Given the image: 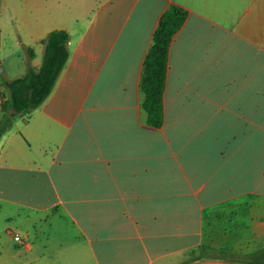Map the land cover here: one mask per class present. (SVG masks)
I'll return each mask as SVG.
<instances>
[{"label":"crops","instance_id":"1","mask_svg":"<svg viewBox=\"0 0 264 264\" xmlns=\"http://www.w3.org/2000/svg\"><path fill=\"white\" fill-rule=\"evenodd\" d=\"M170 5L188 17L153 128L140 80ZM56 30L65 68L0 139V220L26 241L0 225L2 264L264 260V0H0L1 75Z\"/></svg>","mask_w":264,"mask_h":264},{"label":"trees","instance_id":"2","mask_svg":"<svg viewBox=\"0 0 264 264\" xmlns=\"http://www.w3.org/2000/svg\"><path fill=\"white\" fill-rule=\"evenodd\" d=\"M187 17V10L170 5L159 19L145 57L140 80L141 106L146 124L153 128H161L164 124L163 96L169 49ZM69 40L67 31H52L43 41L44 54L39 69L32 65L34 53L28 48L26 71L21 77L8 80L0 75V82L6 89V93H0V110L3 112L0 118V139L9 126L7 120L11 115L28 117L50 96L69 59Z\"/></svg>","mask_w":264,"mask_h":264},{"label":"rangeland","instance_id":"3","mask_svg":"<svg viewBox=\"0 0 264 264\" xmlns=\"http://www.w3.org/2000/svg\"><path fill=\"white\" fill-rule=\"evenodd\" d=\"M7 15L8 14H3L2 15V23H4V25L5 24H7V25H9V23H10V21H9V19H7L6 17H7ZM13 28V26H11V25H9V27H8V30H10V29H12ZM15 48H17L15 45H12V44H7V45H5V46H3V49H2V51H0V56H4L7 52H9L10 50H14ZM28 48H32L33 50H34V52H35V55H36V57H37V62H38V64H39V67L37 68V69H39L40 68V66H41V64H42V59H43V54H44V50L40 47V46H22L21 47V51L23 52V55H24V57L26 56V60H27V53H26V49H28ZM1 60V59H0ZM32 65H33V63H32ZM26 71V70H25ZM4 76V75H3ZM4 78H5V76H4ZM236 113L238 114V115H240L241 113H238V111H236ZM9 222L10 221H2V220H0V225H2V227L5 225V226H7L8 224H9ZM10 224H11V222H10ZM8 227H9V225H8ZM10 228V227H9ZM13 228V227H12ZM9 231L10 232H13L12 234L13 235H11V237H10V239H11V243H14L15 244V246H14V248H20V246L18 245L19 244V242H16L15 240H14V232H15V229L13 228V229H9ZM21 237H22V235H20ZM9 239L7 238L6 239V241H8ZM262 257H264V254H261V257H256L257 259H261ZM252 257H248V260H245V261H243L244 263H242V264H264V260H262V261H260V260H253V259H251ZM263 262V263H262ZM0 264H2V261H1V259H0Z\"/></svg>","mask_w":264,"mask_h":264},{"label":"built area","instance_id":"4","mask_svg":"<svg viewBox=\"0 0 264 264\" xmlns=\"http://www.w3.org/2000/svg\"><path fill=\"white\" fill-rule=\"evenodd\" d=\"M0 93H1V91H0ZM0 102H1V98H0ZM14 240L16 241V242H19V246L20 247H24V246H26V241H25V238L22 236H20V235H18V234H16V235H14Z\"/></svg>","mask_w":264,"mask_h":264},{"label":"water","instance_id":"5","mask_svg":"<svg viewBox=\"0 0 264 264\" xmlns=\"http://www.w3.org/2000/svg\"><path fill=\"white\" fill-rule=\"evenodd\" d=\"M3 73H4V68H3L2 64H1V60H0V75Z\"/></svg>","mask_w":264,"mask_h":264}]
</instances>
